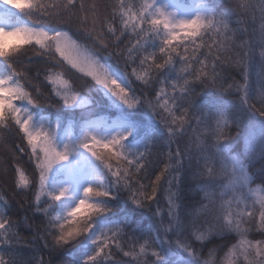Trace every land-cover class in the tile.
Listing matches in <instances>:
<instances>
[{
  "label": "snow or ice",
  "instance_id": "obj_1",
  "mask_svg": "<svg viewBox=\"0 0 264 264\" xmlns=\"http://www.w3.org/2000/svg\"><path fill=\"white\" fill-rule=\"evenodd\" d=\"M0 4L38 17L10 26L0 16V58L10 69L0 77V264H72L62 254L110 210L96 198L117 193L147 210L158 238L105 227L83 264H264V0H211L190 18L157 0ZM24 53L48 63L30 74L14 59ZM73 77L146 108L159 135L131 150L127 132L85 131L58 147L55 129L34 126L25 105H52L53 94L74 103ZM77 148L99 162L111 191L89 184L74 207L53 215L69 192L49 190L50 171Z\"/></svg>",
  "mask_w": 264,
  "mask_h": 264
},
{
  "label": "trees",
  "instance_id": "obj_2",
  "mask_svg": "<svg viewBox=\"0 0 264 264\" xmlns=\"http://www.w3.org/2000/svg\"><path fill=\"white\" fill-rule=\"evenodd\" d=\"M180 1L186 4L192 2L190 0ZM199 1L205 9L211 6V0ZM3 10L7 11V15L12 18L13 23L27 20L30 22V24H28L33 26V21H30L28 16L32 15L34 19H38V17L35 16V13L18 12L0 4V11ZM45 27L48 30L52 29L51 25H45ZM14 59L18 65H29L26 70L30 74H33L37 69H41L48 63L44 57L30 55L28 53L21 54ZM9 71L8 62L0 58V72L8 75ZM112 72L118 75V79L121 80L122 84L126 83V81L121 78L119 70L114 66L112 67ZM254 72L255 68L253 67V73ZM232 75L239 79V76L235 72H233ZM35 78L39 80L41 87L48 90L46 82L38 76ZM73 79L76 81L74 88L77 90V99L74 103L65 105L60 98L53 94L52 105L46 104L38 107L25 106L28 107L29 111L36 115L35 117L44 115L49 122L56 123L59 128L62 125H69L72 129L80 130L85 126L91 125L95 119L100 121V125H106L111 118H117V120H120L128 129V136L124 140V144L126 148L131 150H139L146 142L159 135V126L146 108L140 105H137L134 108H129L102 86H99L90 80L82 81L77 77H73ZM208 91L209 90H206L205 93H201L200 96L197 97V101L201 102V98L206 95ZM211 94L214 96L226 95L217 93L214 90H211ZM90 160L95 165V175L91 184L94 186L104 184L108 190L111 191L110 177L105 174V171L99 165V162L95 161L92 157ZM61 170L62 163L60 162L54 165L50 171L48 181V188L50 191H54L52 189L53 183L62 174ZM96 199L97 202L108 206L110 210L93 218L94 227L90 232L85 237L78 238V241L73 242L71 248L66 253L62 254L66 258V261L72 262V264H83V258L91 254L94 250V245L91 243V239L97 232L112 225H119L137 236H139L141 232H145L154 241L158 238V233L148 232L152 220L150 214L147 210L139 209L133 205L127 199L126 194L117 193L114 197ZM58 205L59 201L54 202L49 208V212L53 215H59L57 212ZM107 264H132V262L123 258L119 261H108ZM177 264H184V262L178 260Z\"/></svg>",
  "mask_w": 264,
  "mask_h": 264
},
{
  "label": "rangeland",
  "instance_id": "obj_3",
  "mask_svg": "<svg viewBox=\"0 0 264 264\" xmlns=\"http://www.w3.org/2000/svg\"><path fill=\"white\" fill-rule=\"evenodd\" d=\"M189 4L183 3L180 0H157L158 4L165 6L166 10L176 13L178 18H190L197 13H203L206 11L205 7L199 0H190ZM7 15V11H0V16ZM27 20L19 23H11L10 26L27 25L30 26ZM113 73V72H112ZM5 76L3 72H0V77ZM114 78L118 79V75L113 73ZM32 116V123L36 127L43 126L48 129H55L56 142L58 147H62L67 141L75 143L83 136L85 131L93 132L100 138H109L114 133H128V129L117 118H111L108 124L100 125V121L95 119L91 125L85 126L80 130L72 129L69 125H62L60 128L56 123H51L44 115H36L29 111ZM90 155L83 149L77 148L70 153L67 161H61L62 174L53 183L52 189L56 191L61 187H67L69 195L59 200L57 212L59 215H64L70 208L74 207L76 202L83 195V188L91 184L94 178L95 165L90 160ZM60 163V162H59Z\"/></svg>",
  "mask_w": 264,
  "mask_h": 264
}]
</instances>
